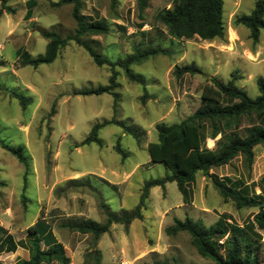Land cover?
<instances>
[{"label": "rangeland", "instance_id": "obj_1", "mask_svg": "<svg viewBox=\"0 0 264 264\" xmlns=\"http://www.w3.org/2000/svg\"><path fill=\"white\" fill-rule=\"evenodd\" d=\"M29 1L7 0L14 13H4L0 20V180L5 183L0 189V215L11 216L7 227L26 237L30 247L29 229L53 230L64 243L82 246L84 264L96 263V251L102 264L210 263L198 254L189 233L171 236L166 228L175 219L187 217L207 226L223 217L243 225L258 209H237L232 201L225 202L212 177L202 173L190 187L187 203L175 182L165 189L155 187L143 220L133 221L128 229L114 224L98 241L93 234L83 235L64 225L85 219L104 223L102 201L117 214L135 209L144 183L167 174L165 165L151 163L148 153V144L158 141L156 126L179 123L194 114L212 77L225 83L234 80L253 99L260 95L264 30L255 42L248 28L235 24L237 17L252 13L257 0H224L226 35L208 41L176 40L168 35L160 15L175 0H151L143 13L137 0H119L115 5L111 0H85L82 13L94 20L105 19L108 25L107 33L84 38L99 54L117 62L136 48L161 46L170 51L131 66L144 84L131 81L125 70L116 67L117 99L112 94L88 93L107 86L113 69L98 66L74 41L51 64L23 65L26 54L33 59L44 55L48 43L44 32L67 37L77 28L72 5L55 7L53 2L60 0H33L36 6L28 17ZM231 30L234 39L229 36ZM185 66H196L200 73L176 77V67ZM145 91L148 95L143 100ZM111 120L117 123L99 131L101 144L81 145L94 125ZM243 122L250 123L246 118ZM133 130L137 137L130 133ZM202 132L205 146L214 149L211 126L205 125ZM1 141L22 147L28 166L3 149ZM210 175L250 195L260 194L264 146L254 149L252 164L239 155ZM260 233L264 257V231ZM79 259L73 256L70 264H78Z\"/></svg>", "mask_w": 264, "mask_h": 264}, {"label": "trees", "instance_id": "obj_2", "mask_svg": "<svg viewBox=\"0 0 264 264\" xmlns=\"http://www.w3.org/2000/svg\"><path fill=\"white\" fill-rule=\"evenodd\" d=\"M119 0H111L112 5ZM151 0H137V8L143 13L150 5ZM85 0H60L53 2V6H73V18L77 28L72 35L62 37L55 31L43 33L48 40L44 55L33 59L26 54L23 65H31L35 68L42 64L53 63L59 51L71 41L83 46L98 66L108 65L113 73L107 86H101L90 90L89 94H112L117 99L115 89L118 87L116 67L126 71L131 81L144 84L141 76L134 75L131 66L142 63L150 57L159 54H169L168 49L161 46L136 48L123 60L113 62L99 54L89 43L84 41L88 35H100L108 32L105 19L94 20L82 13ZM7 0H0V20L4 13H14V9L6 5ZM36 2H28L27 16L31 17ZM224 0H175L174 4L165 9L160 15L161 23L170 37L181 40L199 38L203 41L223 38L226 29L223 21ZM236 25H243L251 32V38L257 42L262 30H264V0H257L255 9L250 15L239 16L235 19ZM200 69L196 66L176 67L174 75L178 78L185 74H197ZM211 84L203 88L201 105L197 111L179 123H160L156 126L158 141L148 144V153L151 163L163 164L167 168V174L163 178L151 179L144 183L139 204L131 211H123L120 214L113 213L102 201L100 208L107 216L104 223L93 219L76 220L65 224L64 227L80 234H93L95 240L110 232L114 224L124 225L126 229L133 221L143 220V211L147 209V201L151 189L162 187L165 189L168 183L175 182L187 203L190 197V187L196 183L197 176L202 173L212 177V183L222 199L232 201L237 209L257 208L258 211L252 220L243 225L229 223L228 218L223 217L211 226L205 225L200 220L187 217L185 220L175 219L174 225L166 228L167 235L175 236L180 232H187L192 237V245L203 258L211 260L207 264H264L262 255V236L264 231V176L260 180V194H248L243 190L227 184L224 180L210 175V171L228 165L236 157L242 155L248 164L254 159V149L264 146V81H260V95L253 99L237 87L234 80L223 82L217 78L210 79ZM145 91L143 100L147 97ZM25 98L21 97L23 105ZM244 118L249 119L248 125H243ZM117 123L115 120L105 121L93 126L88 137L81 145L98 143L99 131ZM212 128L211 139L215 140L214 149L205 146L206 136L202 128ZM243 131L244 134L240 133ZM137 137L136 131H130ZM220 136V137H219ZM219 137V138H218ZM2 148L14 155L22 164L28 166L27 158L22 147H12L1 141ZM117 151L124 156L120 146ZM5 185L0 180V189ZM34 237L31 241V257L29 260H21L16 264H70L71 259L66 255L64 246L57 243L49 249H42V240L37 237L38 229H29ZM96 263L102 264L100 252L96 251ZM153 264H171L167 261Z\"/></svg>", "mask_w": 264, "mask_h": 264}, {"label": "crops", "instance_id": "obj_3", "mask_svg": "<svg viewBox=\"0 0 264 264\" xmlns=\"http://www.w3.org/2000/svg\"><path fill=\"white\" fill-rule=\"evenodd\" d=\"M80 215L84 214L81 213ZM10 219L11 216H8L7 214L3 217L0 215V262H3V264H16L21 260L27 261L31 257V247L29 246L26 237H21L18 231L7 227L8 223L11 222ZM37 237H40L42 240L41 245L43 250L49 249L53 245L60 243L64 246L66 255L69 258L73 259V256H77L80 258L78 264H84L82 246L79 244L74 246L64 243L53 230L45 232L44 230H38ZM33 238L34 237H30L31 240ZM51 264L59 263L53 262Z\"/></svg>", "mask_w": 264, "mask_h": 264}, {"label": "bare ground", "instance_id": "obj_4", "mask_svg": "<svg viewBox=\"0 0 264 264\" xmlns=\"http://www.w3.org/2000/svg\"><path fill=\"white\" fill-rule=\"evenodd\" d=\"M229 33H230V38L231 39H234L235 38V33L233 32V30H231V31H229Z\"/></svg>", "mask_w": 264, "mask_h": 264}]
</instances>
